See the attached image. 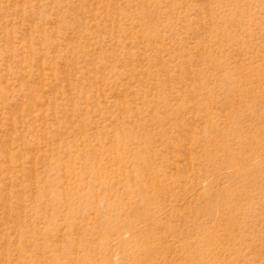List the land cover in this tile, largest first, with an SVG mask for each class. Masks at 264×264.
Instances as JSON below:
<instances>
[{
    "label": "rangeland",
    "instance_id": "obj_1",
    "mask_svg": "<svg viewBox=\"0 0 264 264\" xmlns=\"http://www.w3.org/2000/svg\"><path fill=\"white\" fill-rule=\"evenodd\" d=\"M0 264H264V0H0Z\"/></svg>",
    "mask_w": 264,
    "mask_h": 264
}]
</instances>
